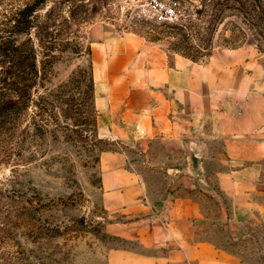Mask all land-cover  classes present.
Returning <instances> with one entry per match:
<instances>
[{"label":"rangeland","instance_id":"1","mask_svg":"<svg viewBox=\"0 0 264 264\" xmlns=\"http://www.w3.org/2000/svg\"><path fill=\"white\" fill-rule=\"evenodd\" d=\"M0 1H4L0 13L5 12V8L9 10L8 15L15 11L16 0ZM158 1L173 7L174 14L168 18L157 16L153 8L155 0H44L36 7V24L40 29L49 25V30L54 32H76L77 35H62L61 42L69 40L70 44L84 47L91 44L93 48L95 42L117 37L126 42H156L168 51L170 58L180 52L207 51L202 59L188 58L197 62L211 60L224 65L228 73L236 71L240 75L238 88L244 96L264 94V41L255 28L242 22L236 9L229 11L225 22L219 26L212 46L205 49L207 43L204 42L199 47L197 39L198 42H194L197 48H189L172 25L180 16L201 7L202 0ZM235 2L232 0L230 4ZM81 4L86 6L81 7ZM73 14H77L75 19ZM85 15L90 19L82 21ZM231 21L246 30L245 43L238 42L243 34ZM24 38L25 35L19 36L20 40ZM228 38L232 42H228ZM233 45L237 47H231ZM90 66L94 69L92 52L77 54L68 50L61 54L50 79L40 88V94L49 95L58 104L54 123L59 125L58 129L45 135L37 134L33 126L18 129L12 160L0 165V198L8 200L5 204H14L10 201L13 196L16 204L30 207L28 217L24 218L22 212L26 210L16 206V228L6 246L16 253L13 264H142L146 256L160 252L155 245L147 246L137 238L131 239L147 231L148 227L142 223L146 215L133 216L124 209L105 207L102 198L106 190L102 188L100 161L106 151L125 153L128 167L141 175L146 186L142 203L157 207L152 217L157 219L164 199L179 190L176 195L186 196L198 207L195 220L198 241L230 251L250 264H264V145L253 144L261 159L231 162L219 155L224 148L214 139L196 144L189 151V146L182 145L174 157L160 140L148 150L146 145L109 139L100 132L99 124L80 123L75 129L72 119L64 117L70 112V104L60 101L62 92L57 89L80 68ZM94 76L99 91L105 93L99 73ZM70 95L87 112L86 84L72 85L63 95L64 99H69ZM95 107L99 119L105 109L97 101ZM35 113L33 108L31 115ZM259 143H264V137H260ZM3 155L0 149V159ZM250 166L261 172L253 184L245 186L236 196L220 189V170ZM194 173L200 174L201 185L195 189L182 186L181 178L184 180ZM58 228L67 230L51 236Z\"/></svg>","mask_w":264,"mask_h":264},{"label":"crops","instance_id":"2","mask_svg":"<svg viewBox=\"0 0 264 264\" xmlns=\"http://www.w3.org/2000/svg\"><path fill=\"white\" fill-rule=\"evenodd\" d=\"M126 41L108 37L92 48L94 73H99L106 89L102 93L96 84V101L105 109L98 119L103 135L146 145L148 150L160 140L174 157L182 145L189 151L214 139L223 145L219 155L228 161L262 158L253 144L264 145L259 143L264 137V94L244 96L238 88L240 75L211 60L197 62L181 54L170 58L156 42ZM100 165L105 207L146 215L142 223L147 231L131 239L155 245L160 252L149 254L142 264H250L196 239L198 207L186 196L176 195L179 190L164 199L159 217H152L156 204L142 203L146 186L141 175L128 167L125 153L103 152ZM260 174L255 166L220 170L218 185L236 196ZM199 176L181 178L182 186L199 187Z\"/></svg>","mask_w":264,"mask_h":264},{"label":"trees","instance_id":"3","mask_svg":"<svg viewBox=\"0 0 264 264\" xmlns=\"http://www.w3.org/2000/svg\"><path fill=\"white\" fill-rule=\"evenodd\" d=\"M43 1L16 0L15 11L8 12V15L9 10L5 8V12L0 13V17H3L0 18V149L4 153L3 158L0 159V165L11 162L12 154L16 149L18 129L23 130L33 126L39 135L58 129L59 125L54 124L58 117L56 114L58 104L52 101L49 95L40 94V88L44 87L45 82L50 79L54 64L61 54L68 50L77 54L92 52L91 44L84 47L77 43L70 44L69 40L65 43L61 42L64 39L62 35H77L76 32H54L49 30V25L41 29L38 27L35 11L37 5ZM230 1L232 0H202L201 7L180 16L172 27L177 28L189 48H197L194 42L198 39L200 40L198 46L201 47L202 43L206 42L207 45L204 48L208 49L212 46L215 34L219 26L225 22L229 11L236 9L238 12L236 15L241 17L242 22L248 27L255 28L261 40L264 41V0H235V4H230ZM176 2H183V0H176ZM1 3L4 1H0V5ZM84 6L86 5L81 4V7ZM49 16L51 17V14ZM76 17L77 14L72 15V18ZM89 19L90 16L87 15L81 18L82 21ZM231 23L236 22L231 21ZM235 25L243 34L238 41L243 44L247 40L246 30L238 23ZM21 35H25L26 38L20 40ZM227 41L232 42L229 38ZM180 53L193 60L202 59L207 55V51L200 49H197L196 54ZM84 83L87 86L89 102L87 112L78 105L75 97L71 98L70 95L66 100L63 96L72 85ZM57 90L62 92L59 96L60 101L70 104V112H73V115L66 112L64 117L72 119L73 128L77 129L80 123L98 124L93 66L80 68L68 82L60 84ZM33 108L36 115L32 116ZM57 123H59L58 120ZM83 130L89 131L90 128H83ZM6 201L8 200L0 198V264H13L16 253L7 250L6 246L13 238V228H16V206L26 210L22 212L24 218L28 217L27 210L30 207L27 204H16V197L13 196L10 201L14 204H5ZM79 227H83V224H79ZM65 230L67 228L63 230L58 228L57 232L51 236Z\"/></svg>","mask_w":264,"mask_h":264},{"label":"built area","instance_id":"4","mask_svg":"<svg viewBox=\"0 0 264 264\" xmlns=\"http://www.w3.org/2000/svg\"><path fill=\"white\" fill-rule=\"evenodd\" d=\"M154 13L157 16L168 18L169 15L174 14V8L171 6L166 5L165 3L155 0L153 5Z\"/></svg>","mask_w":264,"mask_h":264}]
</instances>
